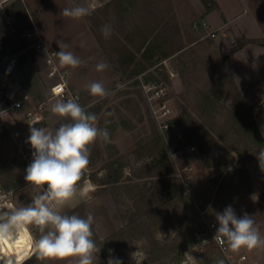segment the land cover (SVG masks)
Masks as SVG:
<instances>
[{
  "label": "rangeland",
  "instance_id": "rangeland-1",
  "mask_svg": "<svg viewBox=\"0 0 264 264\" xmlns=\"http://www.w3.org/2000/svg\"><path fill=\"white\" fill-rule=\"evenodd\" d=\"M26 2L32 12L31 18L49 47L59 50L57 41L62 40L69 44L67 51L87 61L79 68H69L70 86L80 93V104L99 117L97 126L107 128L110 133L109 142L98 138L89 146L90 162L83 172L76 197L61 209L67 213L77 206L79 210L74 213L82 217L93 214V238L101 248L95 264H107L109 250L116 258L125 252L123 264H134L131 253L135 251L141 254L139 264H180L178 257L169 252L174 250L171 248L175 238L178 241L183 238L180 228L174 226L177 212L184 206L163 199L166 206L156 216L158 221L141 217L143 191L168 179L165 175L167 163L142 167L136 162L137 157L149 155L157 139L168 150L175 167V173L168 176L177 178L179 183L181 176H192L193 188L190 191L182 188L193 198L202 215L200 226L204 234L208 233V221L215 219L216 212H223L227 206L237 203L247 207L236 209L237 215L245 212L253 215L263 234L264 217H260V207L254 203L255 189L241 167V159L262 145L258 127L253 122L256 109L249 107L256 106L257 100H253V96L249 99L250 93L249 96L248 93L242 95L233 88L231 77L225 72L212 43L202 39L192 43L196 35L202 36V32L195 30L190 19L187 24L190 0ZM88 5L94 10L82 19L61 15L65 7ZM23 11L19 17L25 15V19L26 12ZM106 23L113 28L107 39L101 32ZM9 27L6 24L4 35H0V50L6 46L1 41L9 36ZM27 28L28 23L22 22L14 34L20 38L21 30ZM193 30L196 35L192 34ZM24 50V59L40 63L34 56L28 58V53L32 52ZM101 60L109 63L110 68L97 72L95 66ZM21 69L20 64L14 69L5 68L4 82L11 78V73H21ZM23 80L24 86L14 91L13 96L25 100L24 110L5 111L0 116V180L5 189L11 191L10 202L17 205L31 203V198L39 191L24 179L33 151L32 148L28 150L26 142L29 127L54 129L66 122L50 112V104L54 101L49 86L47 88L38 75L27 73ZM91 81H102L110 95L104 99L92 97L84 87ZM18 83L12 81V89ZM147 83L162 85L174 110L165 131L154 118L143 90ZM41 103L44 104V109L38 111L41 120L32 123L26 118V112L36 110ZM4 104L2 100L0 109ZM191 145L195 146L193 151L183 155L178 152ZM113 162H116V170L109 168ZM113 177L118 180L112 182ZM109 179L110 183H105ZM32 232L38 237L36 229ZM193 241H188L191 246L185 258L198 263V255L203 249L198 245L193 247L197 240ZM206 245V251L215 248L213 242ZM159 246L166 250L160 252L159 260H152L150 252ZM258 250L261 253L264 249ZM203 263L211 264L206 257ZM21 264H74V258L47 260L32 253Z\"/></svg>",
  "mask_w": 264,
  "mask_h": 264
},
{
  "label": "clouds",
  "instance_id": "clouds-1",
  "mask_svg": "<svg viewBox=\"0 0 264 264\" xmlns=\"http://www.w3.org/2000/svg\"><path fill=\"white\" fill-rule=\"evenodd\" d=\"M8 2L0 0V9ZM93 10L91 5L65 7L61 15L79 20L91 15ZM101 32L106 39L110 38L112 25L104 24ZM57 44L58 52L46 51L48 63L58 62L59 67L71 69L87 63L74 52L66 50L68 43L59 40ZM95 67L97 72H104L110 64L101 60ZM61 87L53 89L54 93L60 94ZM84 87L92 97L104 99L110 95L102 81H91ZM49 110L66 122L54 129L30 126L26 141L33 151L24 179L39 191L27 205L10 202V194H0V264H21V257L13 254L21 247L41 259L62 261L74 258V264H95L101 249L93 238V214L82 217L78 213H64L61 209L76 197L78 182L90 162L89 146L98 138L109 142L110 133L107 128L97 126L99 117L79 103L78 95L67 100L56 99ZM257 160L264 171V150L259 151ZM215 219L218 227L213 241L220 246L224 257L230 259L229 253H239L242 249H264V234L253 215L245 212L238 216L231 206H227L223 212L215 213ZM33 228L38 231V237L33 234ZM208 242L202 241L204 244ZM109 252L107 264H123L111 255L112 250ZM140 256L138 251L131 253L134 264H139ZM214 264H226V259L217 257Z\"/></svg>",
  "mask_w": 264,
  "mask_h": 264
},
{
  "label": "crops",
  "instance_id": "crops-1",
  "mask_svg": "<svg viewBox=\"0 0 264 264\" xmlns=\"http://www.w3.org/2000/svg\"><path fill=\"white\" fill-rule=\"evenodd\" d=\"M26 1L28 0L17 2L10 0L5 4L4 11L0 9V14H3L0 17V35H4L3 30L6 24L10 26L9 36L1 41L6 46L0 50V61L4 54L11 53L18 56L19 64L22 65L21 73H11L9 75L11 78H7V83L6 81L4 83L10 86L12 81H19L18 84L23 87V78L29 73V75H38L47 87L44 55L35 48L29 47L23 35L26 29L21 30L20 38L14 34L15 29L22 22H26V25L28 23V28L31 24L32 12L29 11ZM188 8L186 21L188 22L190 19L195 30L198 29L202 32V36L196 37L198 35L193 30L192 34L196 35L194 37L196 40L193 38L194 42L192 43L201 39L212 43L220 55L225 72H228L231 77L233 88L242 95L248 93L249 96L250 93L248 98L251 99L253 96V100H257L256 106L249 105V107L256 109L253 122L258 127L262 145L248 153L246 158L241 159V167L252 182L255 189L254 203L260 207V217H264V171L260 169L257 160L259 151L264 150V0H190ZM23 10L26 12L25 19V15L22 18L19 17ZM16 18L17 21H15ZM204 21L208 23V26L203 25ZM213 30H217L214 37L210 35ZM240 39L254 41L235 49L234 44ZM24 49L32 52L28 53V58L34 56L40 63L24 59L22 57ZM228 57L230 58L228 59ZM253 164L255 167L252 166ZM231 207L234 210L247 209L244 203H237ZM263 251L260 253L258 249L252 251L242 249L235 254L246 253L251 258L264 259Z\"/></svg>",
  "mask_w": 264,
  "mask_h": 264
},
{
  "label": "built area",
  "instance_id": "built-area-1",
  "mask_svg": "<svg viewBox=\"0 0 264 264\" xmlns=\"http://www.w3.org/2000/svg\"><path fill=\"white\" fill-rule=\"evenodd\" d=\"M203 25L208 26V23L204 21ZM216 32L217 30H213L210 33V35L214 37L216 36ZM23 35L26 41L28 42L29 47L35 48L37 51L41 52L45 57L47 85L49 86L51 99H53V101L55 102V100L59 98L67 100L68 98H74L78 95L79 103H81L80 93L71 89L70 86L71 75L69 68L59 67L58 62L51 64L48 63L46 51L58 52L59 50L55 48H51L45 43L42 34L36 25V22L32 18L29 28H27L24 31ZM18 64H19L18 56L16 54H11V53L4 54L0 61V102L2 100L5 101L4 107L0 109V116L5 111L19 112L24 110L25 100L23 98L14 97L13 94H11V87L4 83V80L7 77V72L5 71V68L9 67L14 69L18 66ZM60 86H63L61 87V93L60 94L54 93L53 89ZM143 90L148 96V100L150 102L151 110L153 112L154 118L159 123L162 130L164 131L167 130V128L169 127L168 123H170L174 110L170 104V101L165 97L166 95L165 88L162 85H157L156 83H147L143 85ZM43 109H44V104L41 103L37 106L36 110L33 111L28 110L26 112V118L31 120L32 123L40 122L41 117L38 114V111L40 112ZM30 148L31 146L30 144H28V150ZM194 149L195 146L191 145L189 147L180 149L178 152L183 155L186 152L193 151ZM26 154L28 153H25V155ZM180 183L186 191H190L193 188L192 176L190 174L181 176ZM0 194L11 195V191L5 189L1 180H0ZM207 226H208L207 227L208 233L199 236L197 239V243L194 244L193 247H196L198 245L200 249H203L206 244L202 243V241L207 240L209 242H213L221 252L220 246L215 241H213V236L215 234L216 228L218 227V223L216 219L209 220ZM222 255L224 257L223 253ZM229 256L231 257L230 259L224 257L226 259L227 264H264V259L251 258L246 253H240V254L229 253ZM185 264H198V263L196 261L187 259L185 261Z\"/></svg>",
  "mask_w": 264,
  "mask_h": 264
},
{
  "label": "trees",
  "instance_id": "trees-1",
  "mask_svg": "<svg viewBox=\"0 0 264 264\" xmlns=\"http://www.w3.org/2000/svg\"><path fill=\"white\" fill-rule=\"evenodd\" d=\"M254 40H244L240 39L236 41L234 44V48H238L248 42H251ZM230 57H228L229 59ZM11 87V85H10ZM21 88V84H18L13 89L11 87V94H13L14 91L19 90ZM253 123V122H252ZM257 131V130H256ZM160 140V139H159ZM145 158L144 157H137L136 162H140L142 167H147L151 165H155L157 167L158 165L168 164L167 169V182H160L158 185H154L152 187L146 188L143 193L140 196L141 202H142V215L141 217L146 219H152L154 221H158L159 218L156 216H159L160 211H162L161 208L166 206L165 202L166 200H173L175 203H181L184 208L179 210L177 213V218L175 219V229H179L182 232V240L178 241L177 238L174 245L171 249H174L170 251V254H175L176 257H178V262L180 264H183L186 261L185 255L187 254V251L190 249L188 241L196 242L199 236H202L204 234V229L201 228V223L203 222L202 215L200 214L197 205L195 202H193V198L188 195V193H185L181 183H179L177 178L169 177V175H172L175 173V167L171 161V158L169 156V152L166 149V147L162 146L160 142H158V139L156 141V144L153 145L152 151L148 153ZM202 154V152L200 153ZM116 162H113L110 164L109 168L112 170H116L115 165ZM123 166V165H122ZM122 168V167H121ZM116 177H113L112 182H116ZM81 183V181L78 182V185ZM105 183H110V179L106 181ZM163 199L165 201H163ZM163 201V202H162ZM82 208L84 210V205L82 204ZM79 210V208L73 207L71 208L67 214H73ZM66 213V212H65ZM82 214V213H81ZM207 247V245H205ZM215 246V244H214ZM203 248V251L198 255V263L199 264H205L203 263L205 257L207 259V262L210 261L211 264H214L217 257L222 258L221 252L218 251L219 249L215 246V248H211L208 251ZM157 250V251H155ZM166 249L159 246L157 249H154L150 252V254H153L152 260H159V257L161 256L162 251H165ZM217 250V253H213ZM213 253V254H212ZM13 254L16 256L21 257V262L25 260L28 256L32 254L30 250L27 248L21 247L18 250H14ZM202 257V260L199 261V258ZM214 258V259H213ZM118 259H120L122 262L125 260V252L122 253L121 256H118ZM29 260V259H28ZM26 262V261H25Z\"/></svg>",
  "mask_w": 264,
  "mask_h": 264
}]
</instances>
